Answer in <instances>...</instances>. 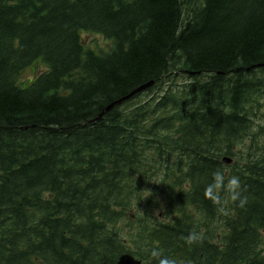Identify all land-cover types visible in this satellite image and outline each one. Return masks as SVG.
<instances>
[{"label": "trees", "instance_id": "trees-1", "mask_svg": "<svg viewBox=\"0 0 264 264\" xmlns=\"http://www.w3.org/2000/svg\"><path fill=\"white\" fill-rule=\"evenodd\" d=\"M262 109L264 0H0V264H264Z\"/></svg>", "mask_w": 264, "mask_h": 264}, {"label": "clouds", "instance_id": "clouds-1", "mask_svg": "<svg viewBox=\"0 0 264 264\" xmlns=\"http://www.w3.org/2000/svg\"><path fill=\"white\" fill-rule=\"evenodd\" d=\"M242 184L240 178L236 175L226 178V174L217 170L212 173V181L204 189L205 198L211 200L217 205L218 211L223 214H228V209L225 207V202L222 194H227L233 203L239 208H244L248 203L247 196L242 195ZM187 244H197L203 239V235L196 232H190L188 236L183 238ZM150 255L157 264H177L175 258L164 256L158 249H152Z\"/></svg>", "mask_w": 264, "mask_h": 264}, {"label": "rangeland", "instance_id": "rangeland-1", "mask_svg": "<svg viewBox=\"0 0 264 264\" xmlns=\"http://www.w3.org/2000/svg\"><path fill=\"white\" fill-rule=\"evenodd\" d=\"M83 39H84V43L85 46L90 47V48H95V46H100L102 48H108V41L106 39H104V37L100 34H96V33H91V34H87L84 35L83 34ZM97 43V45H96ZM27 72L26 70L23 71L20 76L19 79L20 80H24L26 78ZM184 78H186V76L184 74H180L178 76L179 80H185ZM152 93L143 91L139 94V96L135 99V102H143L145 99H147L149 96H151ZM264 115V110L262 109V116ZM258 123V126H264V116L263 117H256V118H252V124L254 126H256ZM241 152H238V154Z\"/></svg>", "mask_w": 264, "mask_h": 264}, {"label": "water", "instance_id": "water-1", "mask_svg": "<svg viewBox=\"0 0 264 264\" xmlns=\"http://www.w3.org/2000/svg\"><path fill=\"white\" fill-rule=\"evenodd\" d=\"M152 83H153V81L150 80V81H148V82H146V83H144V84L138 86L137 88H135L134 90H132L130 93H128V94L125 95L124 97H122V98H120V99H118V100L112 102L111 104H109V105L106 107V109H110V108L113 106V104L116 103V102L119 103V102H121V101H123V100H125V99H128L129 97H131V96L134 95L135 93H137V92H139V91H142V90L145 89L147 86H150ZM225 158H226V157H224V159H225ZM225 161H226V162H229V159H226ZM126 264H130V262L127 260ZM135 264H140V261H137Z\"/></svg>", "mask_w": 264, "mask_h": 264}, {"label": "bare ground", "instance_id": "bare-ground-1", "mask_svg": "<svg viewBox=\"0 0 264 264\" xmlns=\"http://www.w3.org/2000/svg\"><path fill=\"white\" fill-rule=\"evenodd\" d=\"M91 49V48H90ZM140 93V92H139ZM130 99V98H129Z\"/></svg>", "mask_w": 264, "mask_h": 264}]
</instances>
